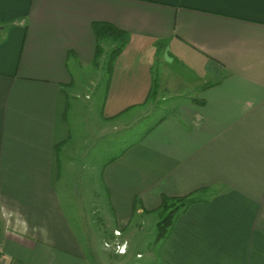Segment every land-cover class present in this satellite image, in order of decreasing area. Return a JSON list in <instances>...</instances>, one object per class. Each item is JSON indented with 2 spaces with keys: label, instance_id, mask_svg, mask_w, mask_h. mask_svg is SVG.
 <instances>
[{
  "label": "crops",
  "instance_id": "1",
  "mask_svg": "<svg viewBox=\"0 0 264 264\" xmlns=\"http://www.w3.org/2000/svg\"><path fill=\"white\" fill-rule=\"evenodd\" d=\"M98 22L128 34L112 65ZM0 222L5 264H93L121 237L135 264H264V0H0Z\"/></svg>",
  "mask_w": 264,
  "mask_h": 264
},
{
  "label": "rangeland",
  "instance_id": "2",
  "mask_svg": "<svg viewBox=\"0 0 264 264\" xmlns=\"http://www.w3.org/2000/svg\"><path fill=\"white\" fill-rule=\"evenodd\" d=\"M110 50H111V47L107 46L105 54H103L102 56L106 55L107 52L109 53ZM88 72H92V69L90 68L88 70ZM88 75L90 76V74H88ZM89 79L90 78H86L85 76H83L81 78V80L84 81L85 84H86V82ZM154 92L156 93V89H154ZM69 93L71 95V102H78V101H76V99H73V97H72L73 93H74V90H69ZM102 96H103V88L100 89V92L98 94H95V95L90 94V97H93V99L91 101H89V103L91 104V102L93 103V102H96L97 100L100 101ZM85 97L86 96L84 95L83 98L80 100V102H84L85 101ZM91 110L92 109H89L91 114H93V112ZM86 111H87V109L83 110L82 113H87ZM91 114H89V115H83V114L76 115L75 109H73V112H72L71 115L74 116L73 121L74 122L76 121L75 125L79 126V123H82V122L85 123V129H80L81 131L78 128L74 127L76 129L77 135L82 133L83 130H84L83 133H85V134H89L90 133V130L88 131L86 129V127L89 125V123L91 125V122L94 120V117ZM82 115H83V117H80ZM150 123H151V121H150ZM86 124H88V125H86ZM138 130L139 129L136 126H134V129H133V139L134 140H136L138 138ZM122 135H124V134L117 133L114 136V138L116 139V145L115 146H116L117 155H120V153L123 151V147L125 146V141H121V136ZM110 138L112 139L113 136H111ZM113 147H114V145L112 144V140H111V150H112ZM86 209H88V208H86ZM104 209L105 208H101L102 216H103L104 220L102 219V217L98 218L96 216L98 221H88V225L92 227V230H95L96 228H99L100 226H102L103 229H105V227L107 225L109 226V224L106 223V219H105L106 214L103 212ZM161 212H162L161 206L159 208H157L156 210H154L152 212H149L150 215H148L149 218H147L149 225H146V226H148V228H146V230H145V231H148V232H147V234H145V232L142 233V237L140 238V241H141V239H142V241L138 244V246H135V249H133V251L145 252L147 250L148 246L150 244L154 243L155 230H156V226H157L156 223H158L166 215V214L163 215L164 213L162 214ZM0 224H1V222H0ZM82 229H83V227H82ZM96 233H101V232H96ZM124 241H126V240L123 237H121L120 240L117 241L118 244L117 243L112 244V247L116 248L115 252H117V254L114 255V256H119V257L123 256V257H120L118 259L117 258L115 259L114 256L112 258H110L111 254L109 252L107 253V255H106V253H104L105 254V256H104L103 255V251H101V244H100V247H99L98 243H96V248L98 249L96 251V253L95 252L91 253L89 251V249H85V251H86L85 254H86L87 257H89V259L92 261L93 264H103V260H104V263H106V264H135L136 261H137L135 252H133V254H132V252H130L128 256H126V255H118L121 252H124V254L127 253V249H124L125 244H126V242H124ZM101 242H102V239H100V243ZM121 243H123V244H121ZM144 261L146 262V259H144Z\"/></svg>",
  "mask_w": 264,
  "mask_h": 264
},
{
  "label": "trees",
  "instance_id": "3",
  "mask_svg": "<svg viewBox=\"0 0 264 264\" xmlns=\"http://www.w3.org/2000/svg\"><path fill=\"white\" fill-rule=\"evenodd\" d=\"M93 31L97 39L96 61L105 54L107 46L111 47L109 54V65H112L117 56H119L128 43V34L120 31L108 23H94ZM197 193V192H196ZM196 193L185 197H164L161 208L165 215L156 226V236L154 246L161 247L171 236L179 218L183 216L188 209L197 203L207 202L206 199L196 195Z\"/></svg>",
  "mask_w": 264,
  "mask_h": 264
},
{
  "label": "built area",
  "instance_id": "4",
  "mask_svg": "<svg viewBox=\"0 0 264 264\" xmlns=\"http://www.w3.org/2000/svg\"><path fill=\"white\" fill-rule=\"evenodd\" d=\"M0 264H5L4 261H0Z\"/></svg>",
  "mask_w": 264,
  "mask_h": 264
}]
</instances>
